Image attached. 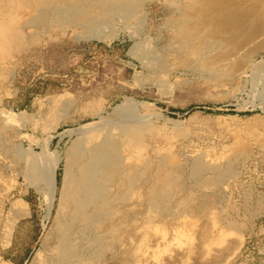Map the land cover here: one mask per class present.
<instances>
[{
  "label": "rangeland",
  "instance_id": "obj_1",
  "mask_svg": "<svg viewBox=\"0 0 264 264\" xmlns=\"http://www.w3.org/2000/svg\"><path fill=\"white\" fill-rule=\"evenodd\" d=\"M186 1L0 0V264L47 261L87 123L132 149L106 184L113 215L79 234V246L100 236L82 247L89 263L240 264L249 234L264 255V46L238 70L221 65L179 34ZM56 154L49 208L41 187ZM197 159L214 169L195 173ZM21 199L28 214L12 225Z\"/></svg>",
  "mask_w": 264,
  "mask_h": 264
},
{
  "label": "bare ground",
  "instance_id": "obj_2",
  "mask_svg": "<svg viewBox=\"0 0 264 264\" xmlns=\"http://www.w3.org/2000/svg\"><path fill=\"white\" fill-rule=\"evenodd\" d=\"M110 2L111 0H104L102 4L110 6ZM130 4L129 0H127L125 2L115 3L109 8L113 9L116 6L123 7L127 5L128 9L131 10L132 7L129 8ZM177 9V11L184 16V19L180 21L181 30L179 34H181L182 37L183 35L185 36V42H191V44L197 43L199 48L203 47V50L204 47H206L208 51H212L210 54L214 53L215 56H217L216 60L220 62L223 60L225 62H231L233 59V66H231L232 70L235 66L237 70L243 67L248 62L250 53L264 46V0H187L182 8L178 7ZM202 49L200 48V50ZM242 50L244 51V54L242 53L243 55L240 54ZM253 52L255 53V51ZM210 59L214 61L213 58ZM211 60L209 61L211 62ZM212 64L214 65V63ZM118 106L120 107V105ZM16 118L19 119V115H17ZM83 125L79 131L80 136L68 153L69 158L65 168L64 184L55 218V244L49 248L50 256L45 264L94 263H89L94 255L93 257L92 255L86 256L85 254L87 253L84 254L82 252V247L89 252L92 247H96L97 244L100 243V236L97 235L85 241L82 236L84 242L83 245L79 246L81 243L79 234L83 229L85 231L87 228L91 230L99 228L100 221L103 217L105 218L113 215L114 208L111 204L112 200L109 196L106 197L111 188L106 184L116 171H122L120 166L121 156L122 159H126L125 155L127 150H132L128 144H123L124 141L118 140L119 138L115 139L108 128L105 130L98 128V130L94 131L92 129L83 128L86 126L85 124ZM87 126H92V123H87ZM122 152L123 155L121 154ZM143 156L144 155H142V157ZM59 160L60 157L57 156V154L50 158V162H48L50 166H48L46 170L44 181L42 180L41 190H45L49 208L52 205L55 195L56 168ZM204 163L200 159L195 160L193 164L195 171H193L199 173L208 168L214 169L211 166L212 164L209 165ZM39 167L38 161V170ZM133 169L134 167H129L124 178V182L128 187L133 185L132 183L137 176L135 172H133ZM229 172V169H227L226 174H228V176L231 175ZM208 180L209 179H207V181ZM45 194L44 196H46ZM114 194L112 196H114ZM120 198L118 199L117 197V200H120ZM27 208L28 203L24 199L11 205L12 225L18 218L28 213ZM9 230L10 229H8V233H10ZM35 255L38 257L39 252ZM4 263L12 264L7 261Z\"/></svg>",
  "mask_w": 264,
  "mask_h": 264
},
{
  "label": "built area",
  "instance_id": "obj_3",
  "mask_svg": "<svg viewBox=\"0 0 264 264\" xmlns=\"http://www.w3.org/2000/svg\"><path fill=\"white\" fill-rule=\"evenodd\" d=\"M251 236L252 235L249 234L245 237V243L243 244V252L240 255V264H248L249 261L253 264H260L264 261L263 252H261L259 248L255 249L256 247L251 246L252 244H254V242L251 241ZM255 243L258 244L257 241ZM255 250H257L256 253Z\"/></svg>",
  "mask_w": 264,
  "mask_h": 264
},
{
  "label": "crops",
  "instance_id": "obj_4",
  "mask_svg": "<svg viewBox=\"0 0 264 264\" xmlns=\"http://www.w3.org/2000/svg\"><path fill=\"white\" fill-rule=\"evenodd\" d=\"M27 214H28V213H27ZM27 214H26V215H27Z\"/></svg>",
  "mask_w": 264,
  "mask_h": 264
}]
</instances>
